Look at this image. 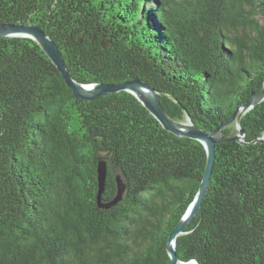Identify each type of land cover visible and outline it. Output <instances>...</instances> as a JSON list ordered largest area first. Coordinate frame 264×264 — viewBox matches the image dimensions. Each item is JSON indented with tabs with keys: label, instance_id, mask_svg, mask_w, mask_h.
Returning <instances> with one entry per match:
<instances>
[{
	"label": "trees",
	"instance_id": "16d2710c",
	"mask_svg": "<svg viewBox=\"0 0 264 264\" xmlns=\"http://www.w3.org/2000/svg\"><path fill=\"white\" fill-rule=\"evenodd\" d=\"M0 22L41 25L76 80L139 77L204 129L264 86V0H0ZM241 124L248 143L217 144L206 198L177 236L182 261L264 264V142H252L264 100ZM101 159L103 199L116 176L127 187L110 208L97 200ZM206 161L132 94L77 99L34 40L0 37V264H172L165 246Z\"/></svg>",
	"mask_w": 264,
	"mask_h": 264
},
{
	"label": "water",
	"instance_id": "95a60500",
	"mask_svg": "<svg viewBox=\"0 0 264 264\" xmlns=\"http://www.w3.org/2000/svg\"><path fill=\"white\" fill-rule=\"evenodd\" d=\"M21 36L34 40L43 49V51L50 57L53 64L57 67L61 73V76H63L66 84L72 89L77 99L94 100L105 94L120 93L123 91L128 92L132 94V96L136 97V99L139 100L142 105L150 111V113L159 121V124H161L167 131L180 137L198 140L204 145L207 153V161L203 177L200 179L201 183L199 189L187 210L181 219H179L177 225L171 232L167 246H165L167 247V251L171 257L172 264H199L197 260L185 262L179 258L176 251L177 236L185 233L186 225L190 223L191 220H193V218L196 216L206 198L214 169L213 166L216 161L217 144L231 140L248 143L245 141L246 131L244 127H242L241 118L247 111L264 100V86L259 92L254 93L253 97L249 101L238 105L236 111L234 112L235 114L230 119L223 121L214 129H204L196 125L188 113L185 115L184 120H178L171 117L162 103V99L160 97L161 92L139 77L118 83H85L76 80V78L71 75L68 67L66 66L67 64L57 42L41 25L33 22H0V37ZM82 36L83 33L78 35V41H81ZM100 44L104 48L109 46L110 43L105 34H102ZM235 119L237 132L233 135H225L223 128ZM257 141L264 142V136L252 140V142ZM107 175V162L106 160L101 159L98 162L99 191L97 200L98 205L102 208H110L111 206L115 205V203H118L124 197L126 192L125 190L127 188L126 183L121 179V177L119 175L116 176V195L110 200H104L103 194L106 187Z\"/></svg>",
	"mask_w": 264,
	"mask_h": 264
},
{
	"label": "rangeland",
	"instance_id": "374dc122",
	"mask_svg": "<svg viewBox=\"0 0 264 264\" xmlns=\"http://www.w3.org/2000/svg\"><path fill=\"white\" fill-rule=\"evenodd\" d=\"M232 123H235V124H236V119L233 120L232 122L228 123L226 126H228V125H230V124H232ZM226 126H225V127H226Z\"/></svg>",
	"mask_w": 264,
	"mask_h": 264
}]
</instances>
